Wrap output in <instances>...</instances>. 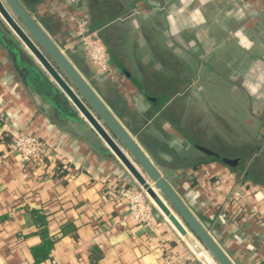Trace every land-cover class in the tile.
I'll use <instances>...</instances> for the list:
<instances>
[{
  "label": "crops",
  "instance_id": "obj_1",
  "mask_svg": "<svg viewBox=\"0 0 264 264\" xmlns=\"http://www.w3.org/2000/svg\"><path fill=\"white\" fill-rule=\"evenodd\" d=\"M21 1L234 264H264V179L244 173L247 193L238 207L228 205L237 171L163 118L177 100L194 96L207 105L204 113L224 118L229 91H241L264 143V0ZM81 15L105 43L112 77L92 74L80 47L68 50L70 16ZM12 33L0 27V264L53 257L61 264H167L168 255L203 264L159 210L152 224H137L124 199L104 193L108 182L138 183L40 64L14 56L8 38L19 39ZM209 50L216 52L211 61ZM195 81L198 91L191 90ZM16 127L46 139L56 156L46 166L22 161L7 147L8 128Z\"/></svg>",
  "mask_w": 264,
  "mask_h": 264
},
{
  "label": "water",
  "instance_id": "obj_2",
  "mask_svg": "<svg viewBox=\"0 0 264 264\" xmlns=\"http://www.w3.org/2000/svg\"><path fill=\"white\" fill-rule=\"evenodd\" d=\"M0 17L136 182L145 189L198 259L203 264H234L196 213L161 174L138 140L112 112L24 3L21 0H0ZM195 147L228 166H233L239 161L237 157L223 156L202 145L195 144ZM196 239L207 254L200 248Z\"/></svg>",
  "mask_w": 264,
  "mask_h": 264
},
{
  "label": "rangeland",
  "instance_id": "obj_3",
  "mask_svg": "<svg viewBox=\"0 0 264 264\" xmlns=\"http://www.w3.org/2000/svg\"><path fill=\"white\" fill-rule=\"evenodd\" d=\"M0 27H2L3 30H7L10 33H12L11 29L8 27V25L1 17H0ZM67 48L68 50L73 52V49H70L69 45L67 46ZM209 51L211 52L209 54L211 61V59H213V54H216V52L213 50H209ZM81 56H84V54L83 55L81 54ZM85 60L87 61L86 58ZM82 65L86 69V66L83 62ZM91 67L93 68L92 74L97 75L100 79L104 78L102 74L97 72L94 66L91 65ZM30 73L32 74V72H29V74ZM92 74L88 72L86 76L88 80L93 82L94 86L97 87L98 85L93 80ZM217 82L218 84L225 83V81H217ZM226 85L227 86L229 85L228 87L233 89V83L231 81L226 82ZM199 89H200V81H195L192 84L191 90L198 91ZM230 95H234V96H230ZM229 96L230 98H228ZM228 97H226L223 102L224 118L220 116L219 119H216L218 114L207 113V112L204 113L203 110L208 109L207 105L206 104L204 105V102L199 105V101L195 96L194 98L192 97V101L190 100L189 97L177 100L173 104V106L168 108V110L166 111L168 117L164 115L163 118H168L174 121L173 123H175V125L177 126V130L181 132L183 135L185 134L184 136L186 137L187 140L191 139L194 141L193 143H198L202 145L206 144L215 149L217 148V152H219V154L223 156L234 157L236 146H239L244 143H253V142L259 144L261 142L263 143V141L257 129V120H256L257 117L254 118V115L252 113L251 114H249L248 112L246 113L244 109L246 107L244 106V98H243V94L241 95V91L240 92L229 91ZM254 101L255 103H258L259 99L255 98ZM237 105H241L242 108L241 107L238 108ZM209 110L213 112L210 108ZM131 134L137 139V137L132 132ZM149 150L153 152L152 151L153 148L149 147ZM256 159L258 161H256L255 163L254 162L251 163V167H253V171L252 168L249 166L250 164L248 166L247 163L244 164L243 162V164L244 166L246 165L245 166L246 170H248L250 173H254L253 177H255L256 179L263 180L264 179V149H262L261 153H259V156H257ZM261 164H263V166H261ZM236 176L239 178L240 181L245 180L243 177L244 176L243 170L242 172L237 171ZM194 256L198 259V257L195 254Z\"/></svg>",
  "mask_w": 264,
  "mask_h": 264
},
{
  "label": "built area",
  "instance_id": "obj_4",
  "mask_svg": "<svg viewBox=\"0 0 264 264\" xmlns=\"http://www.w3.org/2000/svg\"><path fill=\"white\" fill-rule=\"evenodd\" d=\"M75 1L84 2V0ZM70 20L73 23L74 37V42L70 44V49H75V46L80 47L84 57L95 67L98 73L104 77H112L113 71L108 51L97 29L90 27L89 21L84 15L70 16ZM8 133L10 136L7 143L8 150L17 153L21 160L28 163L31 167L46 166V161L52 159L57 153H53L48 141L36 135L35 132L16 127L12 130L8 128ZM105 185L104 193L112 191L115 198L125 200L128 205L129 215L137 224L153 223L155 217L153 210L159 209L140 185H124L122 183L115 185L110 182ZM247 185H249L248 182L237 180L228 192L225 202L228 205H237L238 207L247 193ZM261 191L264 192L263 187ZM234 215H237L236 212ZM256 217L260 220V217ZM260 222L262 223L261 220ZM166 261L167 264H184L173 255H168ZM45 264H61V261L53 257Z\"/></svg>",
  "mask_w": 264,
  "mask_h": 264
},
{
  "label": "trees",
  "instance_id": "obj_5",
  "mask_svg": "<svg viewBox=\"0 0 264 264\" xmlns=\"http://www.w3.org/2000/svg\"><path fill=\"white\" fill-rule=\"evenodd\" d=\"M8 40H9V44H10L11 48L15 50L14 56L16 58L27 62L29 65L36 64L33 61L34 59H33L32 55L27 53L26 51H24L22 49V47L19 44L20 43L19 40H15V39H12L10 37L8 38ZM48 87L50 88V86H48ZM165 100H166V98L162 99V104L165 102ZM156 106H158V103ZM262 149H264V143H262V142L259 144H256L254 142L253 143H244V144H241L239 146H236L234 157H237L239 159V161L235 165L229 166V167L235 171H241L242 172V170H243V173H245V177L251 178L254 173H250L248 170H246V167H245L246 165L244 166V164L247 163V166L250 164L249 166L251 167L252 162L255 163L256 161H258L256 159V157L259 156V153H261ZM209 158L213 159L214 156L211 155V156H209ZM243 162H244V164H243ZM254 163H253V165H254ZM261 166H263V164H261ZM251 168L253 171V167H251ZM48 245H50V244H48ZM33 251L35 253V249Z\"/></svg>",
  "mask_w": 264,
  "mask_h": 264
},
{
  "label": "bare ground",
  "instance_id": "obj_6",
  "mask_svg": "<svg viewBox=\"0 0 264 264\" xmlns=\"http://www.w3.org/2000/svg\"><path fill=\"white\" fill-rule=\"evenodd\" d=\"M154 202V201H153ZM190 235H191V233H190ZM195 239V238H194ZM196 241H197V239H196ZM197 243L200 245V248L202 249V250H204L203 249V247H202V245L197 241ZM204 252H206L205 250H204ZM206 254H207V252H206Z\"/></svg>",
  "mask_w": 264,
  "mask_h": 264
}]
</instances>
